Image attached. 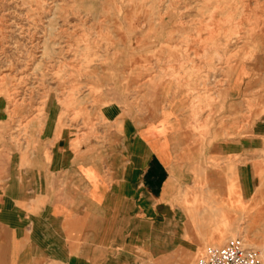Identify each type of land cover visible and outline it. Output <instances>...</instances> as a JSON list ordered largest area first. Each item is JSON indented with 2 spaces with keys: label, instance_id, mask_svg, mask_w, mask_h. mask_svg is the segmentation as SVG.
I'll use <instances>...</instances> for the list:
<instances>
[{
  "label": "rangeland",
  "instance_id": "obj_1",
  "mask_svg": "<svg viewBox=\"0 0 264 264\" xmlns=\"http://www.w3.org/2000/svg\"><path fill=\"white\" fill-rule=\"evenodd\" d=\"M168 110L172 184L142 218H172L159 241L175 243L156 253L145 233L136 260L195 264L234 237L264 260V0H0L2 175L38 154L50 168L57 147L110 174L126 122Z\"/></svg>",
  "mask_w": 264,
  "mask_h": 264
},
{
  "label": "crops",
  "instance_id": "obj_2",
  "mask_svg": "<svg viewBox=\"0 0 264 264\" xmlns=\"http://www.w3.org/2000/svg\"><path fill=\"white\" fill-rule=\"evenodd\" d=\"M236 70L232 86L245 80V68ZM174 121L168 110L137 132L126 122L123 142L119 135L108 151L114 160L110 174L58 147L50 168L39 154L26 169L6 167L0 172V264H145L136 260L145 233L153 239L151 250L170 251L174 240H159L172 218L149 225L142 214L154 218L164 210L175 167ZM202 219L195 220L200 225ZM224 236L222 231L212 239Z\"/></svg>",
  "mask_w": 264,
  "mask_h": 264
},
{
  "label": "built area",
  "instance_id": "obj_3",
  "mask_svg": "<svg viewBox=\"0 0 264 264\" xmlns=\"http://www.w3.org/2000/svg\"><path fill=\"white\" fill-rule=\"evenodd\" d=\"M195 264H264V260L256 248L234 237L223 245L208 246Z\"/></svg>",
  "mask_w": 264,
  "mask_h": 264
},
{
  "label": "bare ground",
  "instance_id": "obj_4",
  "mask_svg": "<svg viewBox=\"0 0 264 264\" xmlns=\"http://www.w3.org/2000/svg\"><path fill=\"white\" fill-rule=\"evenodd\" d=\"M254 17V16H253ZM229 38V37H228ZM237 41V40H236ZM228 45V44H227ZM261 255V254H260Z\"/></svg>",
  "mask_w": 264,
  "mask_h": 264
}]
</instances>
